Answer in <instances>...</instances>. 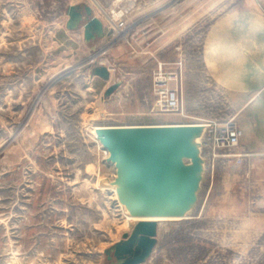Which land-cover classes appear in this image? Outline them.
<instances>
[{"label":"rangeland","instance_id":"rangeland-1","mask_svg":"<svg viewBox=\"0 0 264 264\" xmlns=\"http://www.w3.org/2000/svg\"><path fill=\"white\" fill-rule=\"evenodd\" d=\"M242 1L0 0V264H109L105 250L137 223L126 222L114 189L102 186L115 180L116 167L94 127L236 116L204 48L216 26L242 29L228 36L242 47L264 43V0H256L255 20H226ZM84 4L102 22L127 9L129 31L86 45L80 30L66 26L68 8ZM249 51L247 66L259 54ZM178 56L187 77L185 116L151 114L157 64ZM106 58L116 71L109 81L92 79V61ZM203 155L196 205L188 218L158 222L144 264H264V180L254 175L253 155L241 163L229 151L214 161Z\"/></svg>","mask_w":264,"mask_h":264},{"label":"water","instance_id":"water-1","mask_svg":"<svg viewBox=\"0 0 264 264\" xmlns=\"http://www.w3.org/2000/svg\"><path fill=\"white\" fill-rule=\"evenodd\" d=\"M67 14L68 30L84 29L86 43L105 37L104 23L92 7L71 5ZM91 77L109 81L111 74L106 67L95 66ZM121 86L119 81L108 87L105 97L110 98ZM96 132L117 175L102 185L116 188L127 214L188 218L204 177V125H103ZM157 236V221H139L131 233L105 250L109 264H144L153 254Z\"/></svg>","mask_w":264,"mask_h":264},{"label":"crops","instance_id":"crops-1","mask_svg":"<svg viewBox=\"0 0 264 264\" xmlns=\"http://www.w3.org/2000/svg\"><path fill=\"white\" fill-rule=\"evenodd\" d=\"M232 12L238 15L230 13L231 15L226 17V20L237 17L248 21L255 20L256 0H243ZM68 19L69 17L66 18V24ZM245 29L249 30L247 35H253L254 29L247 27L243 30ZM241 30L217 26L209 29V38L204 48V60L211 68L210 72L220 77L223 90L228 92L234 109L238 111L237 122L244 130L241 149L253 155L251 158L254 175L257 180H264V43H254V45L251 43L246 48L242 47L239 42L236 43L234 39L228 38L230 35H241ZM67 31L74 32L68 29ZM78 33L84 36V29H80ZM245 50L259 53L255 54L254 58L251 54L249 55L248 66ZM176 59L177 57L172 61ZM187 109L189 110L188 106ZM191 113L201 114L202 112Z\"/></svg>","mask_w":264,"mask_h":264},{"label":"built area","instance_id":"built-area-1","mask_svg":"<svg viewBox=\"0 0 264 264\" xmlns=\"http://www.w3.org/2000/svg\"><path fill=\"white\" fill-rule=\"evenodd\" d=\"M131 1V0H129ZM127 9H119L105 16L104 27L105 36H124L129 31L126 23ZM100 43H106L104 37ZM103 48H100L102 50ZM182 48H178L181 51ZM98 59V58H97ZM92 61L93 66H104L110 74L116 71V65L108 58ZM185 60L178 56L175 61L161 62L157 64V68L153 74L152 92L155 103L151 108V114H178L185 116ZM116 83V82H115ZM206 127L203 137V153L209 154L207 159L214 161L219 157V151H229V156H233L239 163L244 159L251 157L252 154L242 151L241 141L244 137V130L237 122V117L233 116L222 121L216 119H207L201 123ZM103 153L110 156L109 151L99 142ZM116 178V173L114 175ZM118 207L123 211L124 206L117 200Z\"/></svg>","mask_w":264,"mask_h":264},{"label":"bare ground","instance_id":"bare-ground-1","mask_svg":"<svg viewBox=\"0 0 264 264\" xmlns=\"http://www.w3.org/2000/svg\"><path fill=\"white\" fill-rule=\"evenodd\" d=\"M99 18V17H98ZM100 19V18H99ZM101 20V19H100ZM105 44V43H104ZM102 45H103V43H102ZM99 48H105V45L104 46H101V47H99ZM92 78V77H91ZM93 79V78H92ZM197 125L199 124V125H202L201 123H196ZM97 127L98 126H95L94 127V132H95V136H96V138L98 139V141L100 142V140H99V138H98V135H97V132H96V130H97ZM196 141H198V140H196ZM101 143V142H100ZM103 187H108V188H112V189H114V192H115V194H116V196L118 197V199H119V196H118V192H117V190H116V188H113V187H110V186H104V185H102ZM120 201V200H119ZM122 204V203H121ZM123 205V204H122ZM124 206V205H123ZM124 208H125V206H124ZM126 209V208H125ZM126 214H127V209H126ZM128 216H126V222L128 223V222H130L131 224H136V223H138L139 221H143V220H148V221H157V222H161V221H180V220H183V219H185V218H182V217H136V216H131V215H129V214H127ZM134 227V226H133Z\"/></svg>","mask_w":264,"mask_h":264}]
</instances>
